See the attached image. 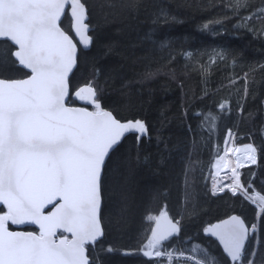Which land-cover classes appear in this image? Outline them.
Instances as JSON below:
<instances>
[{
    "label": "trees",
    "instance_id": "trees-1",
    "mask_svg": "<svg viewBox=\"0 0 264 264\" xmlns=\"http://www.w3.org/2000/svg\"><path fill=\"white\" fill-rule=\"evenodd\" d=\"M82 2L93 43L79 50L71 89L98 71L102 106L122 121H144L149 134L140 140L125 137L107 160L101 192L104 235L91 252L94 264H157L156 257L144 256L143 246L154 224L146 218L161 212L181 225L161 250L207 249L219 264H233L204 229L231 214L249 227L255 209L237 195L212 196L208 183L231 131L235 145L256 148V164L242 168V182L264 195V17L253 15L264 0H248L238 13L232 0ZM62 27L71 34L68 15ZM14 50L0 42V78L25 76ZM149 72L154 75L147 77ZM69 103L79 105L77 99ZM226 141L224 147H230L229 133ZM258 229L253 259L261 264L262 212ZM253 245L254 238L249 239L246 250L253 251Z\"/></svg>",
    "mask_w": 264,
    "mask_h": 264
},
{
    "label": "snow or ice",
    "instance_id": "snow-or-ice-1",
    "mask_svg": "<svg viewBox=\"0 0 264 264\" xmlns=\"http://www.w3.org/2000/svg\"><path fill=\"white\" fill-rule=\"evenodd\" d=\"M247 3L232 0L231 6L238 13ZM66 9L79 44L90 48L93 37L82 0H0V42H11L15 61L28 70L23 78H0V264H94L91 252L104 234L101 192L107 160L126 134L135 133L139 140L148 131L144 121H122L102 106L98 71L88 83L71 89L78 46L62 27ZM253 15L264 17V7ZM73 97L84 106H72ZM207 115L215 120L214 114ZM243 151L248 162H256L252 144L244 145ZM227 153L225 148L215 166ZM241 165L238 158L227 187L233 195L239 190L253 203L258 200L264 213V195H249L251 185L241 183L237 171ZM216 190L214 186L213 194ZM146 219L156 226L143 246L144 256L166 257L171 264L173 252L162 251L161 242L178 236L180 221L174 222L167 212ZM26 225L39 231L10 227ZM204 231L219 241L233 264H256V253L246 250L255 225L249 228L238 216H231ZM197 251L204 256H185L180 250L177 259L182 257L184 264H219L207 249H191Z\"/></svg>",
    "mask_w": 264,
    "mask_h": 264
},
{
    "label": "built area",
    "instance_id": "built-area-1",
    "mask_svg": "<svg viewBox=\"0 0 264 264\" xmlns=\"http://www.w3.org/2000/svg\"><path fill=\"white\" fill-rule=\"evenodd\" d=\"M223 170L228 175L223 174V173H216V174H213L212 175V179L210 181V191L213 194V188H214V186L217 189L216 190V193L213 194L214 196H217V195L222 194V193H225V192H231L232 193V191H230L228 189V187H227V185L231 183V180L229 179V177H231V175H232L231 170L228 171L227 168H224ZM237 171H238V173L241 176V170L240 169H237ZM220 188H223V191H220L219 190ZM248 191H249V189H248ZM237 194H239L244 199H246L248 202H250L257 209L258 213L260 212V208L258 206V203H259L258 200H257L256 203H253L251 200H249L248 198H246L244 196V194L241 191H239V190L237 191ZM249 195L255 196L256 194L255 193H252L251 191H249ZM255 228H256V231H255L254 234L257 236V233H258V224H257V222L255 223ZM171 252H173V259H172L171 264H184V260H183L182 257L179 260L177 259V256H178V253L179 252H176V251H171ZM184 255L187 256V255H190V254L184 253ZM160 258L163 259L164 264H168V260H167L166 257H160Z\"/></svg>",
    "mask_w": 264,
    "mask_h": 264
},
{
    "label": "water",
    "instance_id": "water-1",
    "mask_svg": "<svg viewBox=\"0 0 264 264\" xmlns=\"http://www.w3.org/2000/svg\"><path fill=\"white\" fill-rule=\"evenodd\" d=\"M68 13V9H66V14L65 15H68L67 14ZM68 17H69V19H70V31H71V34L70 35H72L73 36V39H74V42L75 43H77V46H78V54H79V50H82V51H86V50H88V49H83L82 48V46L79 44V41H78V38L77 37H75V33L73 32V30H72V26H71V18H70V16L68 15ZM64 18V17H63ZM62 18V19H63ZM88 21V20H87ZM86 21V22H87ZM10 44H11V42H9ZM14 48H15V46L14 45H12ZM91 47V46H90ZM13 58L15 59V57L13 56ZM19 65V64H18ZM20 66V65H19ZM21 68H22V66H20ZM23 69V68H22ZM26 72H28V70H26V69H24ZM80 105L81 106H84L83 104H82V102H80ZM77 107H79V106H77ZM88 108H89V110H90V108H91V106L90 105H88L87 106ZM129 135H136L135 133H129V134H126V136L125 137H127V136H129ZM124 137V138H125ZM137 137V136H136ZM143 137H145L146 139L149 137V134H148V131H147V133L145 134V135H143L141 138H143ZM123 138V139H124ZM140 138V139H141ZM122 139V140H123ZM139 139V140H140ZM138 140V139H137ZM0 207H2V206H0ZM101 207H102V203H101ZM47 211V210H46ZM168 214V213H167ZM160 215V213L157 215V216H159ZM169 216V215H168ZM231 216H238L240 219H241V217L239 216V215H237V214H231V215H229L228 217H226V218H224V219H222L221 221H219V222H216V223H214V224H218V223H221L222 221H224V220H227V219H229ZM170 217V216H169ZM175 222V221H174ZM161 223L163 224V220H161ZM214 224H212V225H214ZM156 225H155V221H154V224H153V227L152 228H154ZM209 226H211V225H209ZM208 226V227H209ZM247 226V225H246ZM13 228H15V229H26V228H34V229H36L37 231H39V229H38V227L37 226H35V225H31V226H12ZM103 228V227H102ZM207 228V227H206ZM58 234H59V232H58ZM57 234V235H58ZM65 235H69V237H70V234H65ZM104 235V234H103ZM204 235L205 236H207V237H210V238H212V239H214L217 243H218V245L220 246V249H221V251L223 252V246L222 245H220V243H219V241L215 238V237H213V236H211V235H208V234H206L205 233V231H204ZM150 236H151V233H150ZM103 237V236H102ZM101 237V238H102ZM100 238V239H101ZM248 241V240H247ZM247 241H246V244H247ZM162 242H164V241H162ZM161 242V243H162ZM223 254H224V256L226 257V254L223 252ZM229 260V259H228ZM230 261V260H229ZM231 263H233V262H231Z\"/></svg>",
    "mask_w": 264,
    "mask_h": 264
},
{
    "label": "rangeland",
    "instance_id": "rangeland-1",
    "mask_svg": "<svg viewBox=\"0 0 264 264\" xmlns=\"http://www.w3.org/2000/svg\"><path fill=\"white\" fill-rule=\"evenodd\" d=\"M73 99H75V98H73ZM78 102H81V101H79V100H77ZM80 104V103H79ZM77 106H81V105H77ZM90 110H92V109H90ZM234 146V145H233ZM236 148H241V147H238V146H236ZM230 150H231V155L230 156H232L233 154H234V149H233V147H231L230 146ZM235 153H237L236 154V162H237V159L239 158V160L240 161H242V165H246V163H250V162H248L247 160H246V157H245V154H244V151H243V148H241V151L240 152H235ZM222 163V162H221ZM232 165H234V163L232 162ZM58 236H59V234H58Z\"/></svg>",
    "mask_w": 264,
    "mask_h": 264
},
{
    "label": "bare ground",
    "instance_id": "bare-ground-1",
    "mask_svg": "<svg viewBox=\"0 0 264 264\" xmlns=\"http://www.w3.org/2000/svg\"><path fill=\"white\" fill-rule=\"evenodd\" d=\"M225 148H227V149H228V153H227V155H229V156H230V155H231V150H230V147H229V146H227V147H224V149H225ZM222 155H224V153H223Z\"/></svg>",
    "mask_w": 264,
    "mask_h": 264
},
{
    "label": "flooded vegetation",
    "instance_id": "flooded-vegetation-1",
    "mask_svg": "<svg viewBox=\"0 0 264 264\" xmlns=\"http://www.w3.org/2000/svg\"><path fill=\"white\" fill-rule=\"evenodd\" d=\"M11 227V226H10ZM12 228V227H11Z\"/></svg>",
    "mask_w": 264,
    "mask_h": 264
}]
</instances>
